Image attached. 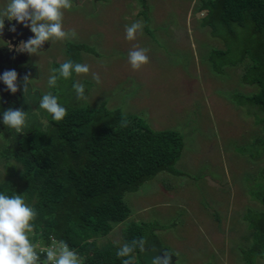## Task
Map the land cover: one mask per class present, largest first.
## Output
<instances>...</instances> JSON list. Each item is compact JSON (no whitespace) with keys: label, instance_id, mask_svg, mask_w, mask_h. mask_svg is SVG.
Returning <instances> with one entry per match:
<instances>
[{"label":"rangeland","instance_id":"1","mask_svg":"<svg viewBox=\"0 0 264 264\" xmlns=\"http://www.w3.org/2000/svg\"><path fill=\"white\" fill-rule=\"evenodd\" d=\"M202 1L72 0L63 26L75 29L74 38L46 40L36 53L22 50L16 64L0 58V93L8 95L0 101V182L15 179L12 175L21 169L5 153L10 128L3 123L4 111L28 112L24 131L48 129L52 116L38 103L46 92L65 108L104 106L138 116L153 130L183 135L176 173L161 171L125 193L129 215L96 238L99 245L112 241L121 246L130 223L140 226L145 251L133 257L134 264H149L151 256L166 250L173 253L171 264H264V256L248 248L255 231L247 222L264 210V111L247 102L259 90L247 81L253 73L247 70L258 57L247 50L241 26L205 23ZM7 2L0 0V8ZM135 21H142L143 29L129 41L125 25ZM134 46L148 49L149 62L139 70L128 62ZM67 60L89 65V73L73 72L49 88L50 70ZM12 68L31 78L23 107L13 96L18 88L24 90V81H15L12 93L2 79ZM92 73L99 74L100 83ZM77 81L85 86L86 100L76 99L72 85ZM259 250L264 253V243Z\"/></svg>","mask_w":264,"mask_h":264},{"label":"trees","instance_id":"2","mask_svg":"<svg viewBox=\"0 0 264 264\" xmlns=\"http://www.w3.org/2000/svg\"><path fill=\"white\" fill-rule=\"evenodd\" d=\"M199 9L205 11L207 24L233 22L244 29L246 48L258 57L247 70L253 72L247 81L259 90L247 96V102L264 111V0H203ZM66 109L62 120L50 119L48 129H10L5 153L21 169L12 175L15 179L0 182V192L22 194L35 208L33 242L48 244L54 236L86 264H123L127 258L116 255L118 244L99 245L96 238L108 235L113 224L129 215L125 193L161 171L176 173L173 166L181 156L183 135L174 129L153 130L138 116L104 106ZM124 120L127 126L121 127ZM260 203L264 205V196ZM258 215L247 221L255 231L248 248L264 256L259 250L264 243V210ZM124 231L122 245L143 233L134 223ZM138 252L137 247L132 257Z\"/></svg>","mask_w":264,"mask_h":264},{"label":"clouds","instance_id":"3","mask_svg":"<svg viewBox=\"0 0 264 264\" xmlns=\"http://www.w3.org/2000/svg\"><path fill=\"white\" fill-rule=\"evenodd\" d=\"M72 0H8L5 7L0 8V33L5 27V18L9 21L16 20L18 23L30 27L35 33V37L27 42L21 41L17 46V51L27 49L30 53H36L38 46L44 41H63L76 36L75 29L65 30L63 26L64 10H71ZM26 21H31L30 24ZM143 22L135 21L131 25H125V38L129 41L135 40L138 31L142 32ZM9 31L15 32L16 26L13 24ZM148 49L134 46L128 52V62L133 70H139L144 64L149 62ZM47 84L49 88L57 86L60 78L69 79L73 72L76 74H87L90 66L85 63L73 62L71 60L60 63L59 68H52ZM92 78L100 83L98 73H92ZM7 88L12 93L17 91L14 83L17 79L15 70L5 71L2 76ZM31 78L24 77V96L28 101L30 92L29 85ZM76 93V99L86 100L85 86L80 82L72 85ZM39 108L45 110L55 121L62 120L67 115V109L59 103V99L51 92L44 93L39 98ZM28 112L22 109H7L3 113V123L8 128L22 133L28 127ZM127 121L121 123V127H126ZM37 212L29 205L22 194L6 195L0 192V264H83V259L78 252L71 249L63 241H57L52 237V245L43 251L46 253L41 259L37 251L38 245L30 239L34 230L32 221L35 220ZM141 252L145 251V240L143 238L134 239L121 245L116 255L126 257L123 264H133L132 253L136 248ZM155 251V248H153ZM173 253L166 250L163 256L155 255L149 259V264H171ZM178 255L177 253H174Z\"/></svg>","mask_w":264,"mask_h":264},{"label":"flooded vegetation","instance_id":"4","mask_svg":"<svg viewBox=\"0 0 264 264\" xmlns=\"http://www.w3.org/2000/svg\"><path fill=\"white\" fill-rule=\"evenodd\" d=\"M27 23V21H26ZM16 26V31L12 32L9 31V28L11 25ZM31 28L25 27L24 24L18 23L16 20L5 22V27L3 29V33H1L0 38V58L1 59H9L11 61V64L15 61V64L21 60L22 51H17V46L20 44L21 41L27 42L29 39L33 38V35L31 34ZM16 34V36H15ZM8 36V37H7ZM12 54V55H11ZM15 70L14 68L11 69ZM9 71V70H6ZM27 75L24 72H21L20 74L17 73V83L19 85L22 84L24 81V77ZM19 93L13 96L14 100L18 101V105L23 107L26 104V98L24 96V90L18 88ZM1 97L7 98L8 95L4 92L0 93V101ZM147 254V253H146ZM145 256V262L147 263V255Z\"/></svg>","mask_w":264,"mask_h":264},{"label":"built area","instance_id":"5","mask_svg":"<svg viewBox=\"0 0 264 264\" xmlns=\"http://www.w3.org/2000/svg\"><path fill=\"white\" fill-rule=\"evenodd\" d=\"M57 241H59V240H57ZM34 243H36L38 245L37 251L40 253L41 259L43 260L45 255H46V253L43 250L47 249L48 247H50L52 245V239L48 244H43V243H40L38 241H35Z\"/></svg>","mask_w":264,"mask_h":264},{"label":"crops","instance_id":"6","mask_svg":"<svg viewBox=\"0 0 264 264\" xmlns=\"http://www.w3.org/2000/svg\"><path fill=\"white\" fill-rule=\"evenodd\" d=\"M157 174H158V173H157ZM157 174H156V175H157ZM156 175H155V176H156ZM142 208H143V207H141V209H142ZM146 255H147V254H146Z\"/></svg>","mask_w":264,"mask_h":264},{"label":"bare ground","instance_id":"7","mask_svg":"<svg viewBox=\"0 0 264 264\" xmlns=\"http://www.w3.org/2000/svg\"><path fill=\"white\" fill-rule=\"evenodd\" d=\"M54 237V236H53ZM55 238V237H54ZM58 240V239H57Z\"/></svg>","mask_w":264,"mask_h":264}]
</instances>
